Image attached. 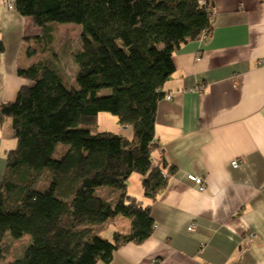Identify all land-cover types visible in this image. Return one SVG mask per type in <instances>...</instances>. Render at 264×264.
<instances>
[{
  "label": "trees",
  "instance_id": "16d2710c",
  "mask_svg": "<svg viewBox=\"0 0 264 264\" xmlns=\"http://www.w3.org/2000/svg\"><path fill=\"white\" fill-rule=\"evenodd\" d=\"M14 9L44 29L43 55L18 75L31 81L13 101L10 174L0 181V261L6 264L110 262L129 242L155 228L152 202L176 167L156 155V112L175 72L174 54L214 31L213 0H13ZM56 23L82 26L72 79L53 51ZM5 45L0 40V52ZM51 52V54H48ZM48 54V55H46ZM46 55V56H45ZM112 92L100 95L101 89ZM102 111L122 130H99ZM141 176L143 198L128 191ZM106 186L120 190L113 198ZM112 189V190H113ZM129 230L104 235L117 217ZM30 236L12 253V241Z\"/></svg>",
  "mask_w": 264,
  "mask_h": 264
},
{
  "label": "crops",
  "instance_id": "0c3cea01",
  "mask_svg": "<svg viewBox=\"0 0 264 264\" xmlns=\"http://www.w3.org/2000/svg\"><path fill=\"white\" fill-rule=\"evenodd\" d=\"M213 2L212 35L175 52L157 107L155 154L176 170L152 202L154 231L98 264H264V0ZM41 30L0 0L1 102L31 83L18 68L37 59L24 40ZM190 173L204 179L205 190ZM112 223L108 237L116 226L130 227L120 217Z\"/></svg>",
  "mask_w": 264,
  "mask_h": 264
},
{
  "label": "rangeland",
  "instance_id": "374dc122",
  "mask_svg": "<svg viewBox=\"0 0 264 264\" xmlns=\"http://www.w3.org/2000/svg\"><path fill=\"white\" fill-rule=\"evenodd\" d=\"M55 41L53 44V51H57L59 63L65 68V71L67 74L74 79L76 75H74L75 72V60L73 53L75 50H78L81 46V40H80V34L82 31V26L77 23H56L55 24ZM1 38V36H0ZM44 37V29L41 30V33L37 37H31L26 38L24 41L26 43L25 50L28 49L29 43L28 41L33 42L34 46L33 48H36V53L34 52L33 56H36L37 59L39 56L43 55L42 50L44 49L45 39ZM1 40V39H0ZM26 55V53H24ZM48 54H51V52ZM46 54V55H48ZM45 55V56H46ZM27 55L24 57L26 58ZM36 60V59H35ZM24 66H29L24 64ZM112 92L111 88L101 89L99 91L100 95H107ZM95 124L98 126L97 128L99 130H110L114 132L121 131V125L118 122L117 117L108 112V111H102L99 113L98 118L95 120ZM123 128V127H122ZM17 144L16 138L12 137V125H11V118L8 117L4 119L0 123V181L2 178L6 177L10 174L9 168H7V161H6V150H9L11 148H14ZM142 188L141 184V176L139 173H134L128 180V191L132 194L138 193ZM106 189L111 190L114 197H118L120 194V190L117 188H112L109 186H106ZM113 189V190H112ZM140 198H142V195H139ZM144 199V197H143ZM121 223L120 224H126L127 221L130 222V218L126 216H120ZM116 221V220H115ZM113 224V223H111ZM116 228H118L116 226ZM129 226L126 228V230H129ZM106 233H104L105 235ZM30 236L26 234L21 239H18V241H12V253L18 252L21 249V245L25 242H29ZM0 264H6L4 262L0 261Z\"/></svg>",
  "mask_w": 264,
  "mask_h": 264
},
{
  "label": "built area",
  "instance_id": "2783aa9c",
  "mask_svg": "<svg viewBox=\"0 0 264 264\" xmlns=\"http://www.w3.org/2000/svg\"><path fill=\"white\" fill-rule=\"evenodd\" d=\"M6 5L9 9H13L14 8L13 0H6ZM170 97L171 96H169L168 98L170 99ZM240 164H241V162L238 159H235L232 161V165L234 167H238ZM188 178L192 182H194L196 185H198L199 190H201V191L205 190V188H206L205 182H204V179L200 175L190 173L188 175ZM193 229H194V225H191L189 227V230H193Z\"/></svg>",
  "mask_w": 264,
  "mask_h": 264
}]
</instances>
